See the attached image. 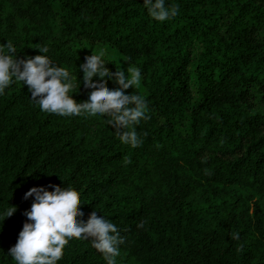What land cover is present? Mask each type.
<instances>
[{
	"label": "trees",
	"instance_id": "16d2710c",
	"mask_svg": "<svg viewBox=\"0 0 264 264\" xmlns=\"http://www.w3.org/2000/svg\"><path fill=\"white\" fill-rule=\"evenodd\" d=\"M166 3L180 11L159 22L143 0H0V46L12 42L17 58L47 47L81 80L77 102L91 91L79 71L91 54L72 46L84 39L140 68L144 92L125 91L148 105L132 148L107 117L42 112L21 81L5 89L0 212L17 210L0 225V264H16L7 254L31 207L24 193L48 185L78 193L80 219L96 211L117 226V264H264V0ZM57 264L106 261L72 239Z\"/></svg>",
	"mask_w": 264,
	"mask_h": 264
},
{
	"label": "clouds",
	"instance_id": "9594fccd",
	"mask_svg": "<svg viewBox=\"0 0 264 264\" xmlns=\"http://www.w3.org/2000/svg\"><path fill=\"white\" fill-rule=\"evenodd\" d=\"M143 5L159 22L175 18L180 11L178 5H168L166 0H143ZM38 51L40 54L33 57L17 58L18 52L12 42L0 46V95L14 82L21 81L28 86L31 99L42 112L61 116H104L107 117L105 123L117 130L122 143L132 148L143 144L135 126L148 118L147 102L141 95L125 91L139 86L142 79L139 67L124 70L120 67L109 72L102 51L86 56L79 71L83 73L84 88L91 91L87 101L77 102L73 89L77 83L80 87L81 80L77 81L67 68L54 63L46 55L47 47ZM105 80L117 87H106ZM126 163H131L130 159H126ZM29 198H32L31 207L24 213L27 220L7 254L16 264H57L72 239L90 240L92 247L103 254L106 264H117L120 245L124 243L117 226L96 211H92L86 221L80 219L84 213L80 209L79 195L71 187H32L24 193V199ZM16 210V206L10 205L0 212V225ZM238 238V233H232V239Z\"/></svg>",
	"mask_w": 264,
	"mask_h": 264
},
{
	"label": "rangeland",
	"instance_id": "374dc122",
	"mask_svg": "<svg viewBox=\"0 0 264 264\" xmlns=\"http://www.w3.org/2000/svg\"><path fill=\"white\" fill-rule=\"evenodd\" d=\"M72 46L75 50H79L86 54H99L102 51L104 53L103 58L108 62L112 63L117 69L121 67V69L124 70L126 68L133 67L123 57H121L114 49L108 46H104L99 43L88 42L84 39L78 40ZM137 87L140 89L142 93L144 92L141 82ZM181 130L183 132H186V129L184 127H181Z\"/></svg>",
	"mask_w": 264,
	"mask_h": 264
}]
</instances>
